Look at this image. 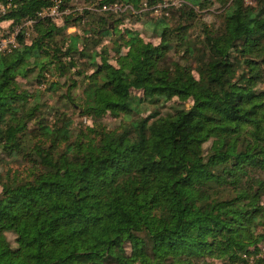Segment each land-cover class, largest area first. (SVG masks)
<instances>
[{
    "label": "trees",
    "instance_id": "1",
    "mask_svg": "<svg viewBox=\"0 0 264 264\" xmlns=\"http://www.w3.org/2000/svg\"><path fill=\"white\" fill-rule=\"evenodd\" d=\"M10 1L2 20L33 25L0 56V264H248L264 242V0H189L223 10L192 44L189 6L170 10L173 29L156 21L154 44L118 32L110 12L71 9L59 26L37 16L48 0ZM147 1L159 0L98 6ZM34 73L37 90L66 87L56 103L91 128L47 114L22 84ZM172 99L190 107L138 118L144 102ZM106 112L137 119L112 131Z\"/></svg>",
    "mask_w": 264,
    "mask_h": 264
},
{
    "label": "rangeland",
    "instance_id": "2",
    "mask_svg": "<svg viewBox=\"0 0 264 264\" xmlns=\"http://www.w3.org/2000/svg\"><path fill=\"white\" fill-rule=\"evenodd\" d=\"M243 5L245 7H250V8H255L259 2V0H241ZM98 2L100 1H95L92 4H86V2L84 0H73L72 2H70V9H68L69 13L72 10L76 9L77 11H92V12H96V13H109V12H102L99 9L98 6ZM182 6H189L192 7L191 3L189 2V0H182ZM148 4V2H146ZM128 5V4H125ZM97 6V7H96ZM154 7L159 9L160 4L157 5H153ZM151 8V6L149 7V9ZM194 8V7H192ZM160 11V10H159ZM158 11V12H159ZM169 11V10H167ZM166 11V12H167ZM194 11L196 12V14L198 15V18L194 19V22L191 23V27L188 28V34L190 35L188 43L192 44V42L195 41V43L199 42L200 38H201V28L202 29H210V30H215L219 27L220 22H221V17H219L221 15V13L223 12L222 8L220 7V5L218 3L213 4L212 6H208L207 8L201 9V8H194ZM164 10L161 11L160 13L157 14H153L150 13L149 11L146 12H142L141 11V4L140 6L135 9L133 6H129L126 9L120 8V11L113 13L116 15V20H118L119 24L116 27V30L120 33H123L124 30H131L132 32L138 34L144 41H150L154 44H159L162 39L158 36H154V33L156 35L159 34L160 31H162V25L158 21L159 19H163L164 21H166V24H168L169 28L173 29L175 28L177 25L176 23H174V21L170 20L167 21L168 16H170V11L165 14H163ZM63 18H61V20H58V22H56V25L61 26ZM79 29H81V27H79ZM78 30V29H77ZM31 31V28L28 29V32ZM76 32L75 28H69L67 29V33L68 34H72ZM167 41L169 43L173 42L172 36L169 35L167 37ZM102 46H107L108 48L111 46V42H110V38L106 37L102 40ZM180 53L175 54V56H173V52L170 53L171 56H173L175 59H177L178 56L181 55V51H179ZM112 58H114V56L112 55ZM189 64L192 65L193 70L192 73L194 74V76L196 75V70L194 68V64L189 61ZM35 76L34 74H31L29 77V82L31 83H22L24 86L27 87V90H29V92L38 95L40 100L43 102V104H45V107L43 108L44 111L48 114L51 113L50 108H59L60 110H66L68 112L69 115L72 116V119L74 121L75 124H81L83 126V131L85 132L86 130H89L92 126V122L95 121L94 118H88L86 120V117H79L78 114L75 112V110L68 108L67 106H63V104H61V102H57V96L61 95L67 88L63 87L60 88L59 91H57L56 93H54L53 91H46V89H36V85L34 83H32V77ZM72 78L76 79L77 82L79 83V85L81 86L84 82V79L82 77H74L72 76ZM64 79H61V82H63ZM85 83V82H84ZM81 91V87H79L77 89V93H80ZM180 100H176V99H172L169 102H163V101H159V104H152L150 102L146 103L144 102V104H141L139 107V117H144L149 115L151 112H153L154 110L158 109L162 114L167 112V111H172L173 108H176L177 106H179V104H185L186 108L190 107V104L187 102L185 103H180ZM174 102V103H173ZM163 103L165 104L163 107L159 108L158 106L163 105ZM55 106V107H54ZM48 108V109H45ZM133 120H136L137 117L132 116ZM131 120H127L124 118V116H122L121 114H112L109 112L104 113L100 118L99 121H101L102 125L104 128L112 130V131H121L124 128H128L129 127V121ZM259 220V224H258V229L257 232H261L264 227V220L263 219H258Z\"/></svg>",
    "mask_w": 264,
    "mask_h": 264
},
{
    "label": "built area",
    "instance_id": "3",
    "mask_svg": "<svg viewBox=\"0 0 264 264\" xmlns=\"http://www.w3.org/2000/svg\"><path fill=\"white\" fill-rule=\"evenodd\" d=\"M50 5L42 10L37 16L39 18H47L50 19L52 22L56 23L58 20L64 15H68L69 11L67 8L63 7V0H48ZM101 1V0H97ZM148 2V1H147ZM99 3V2H98ZM182 0H159L156 4H148L146 2H141V11L146 12L149 11L150 13L157 14L164 10L163 14L167 13L174 9V8H181ZM160 4L159 9L154 7L153 5ZM132 5H125V4H112V5H102L100 6V11L102 12H110L116 13L120 11V8L126 9ZM151 8L149 9V7ZM16 7L10 0H6L5 3L0 2V56L11 53L14 49L18 47L17 36L20 32H24L26 29L25 35L28 36L29 32L28 29L32 28L33 21H27L23 24L19 25H12V21L9 20H2L3 16L12 8ZM97 7V6H96ZM160 10V11H159ZM169 10V11H167ZM159 11V12H158ZM167 11V12H166ZM245 259L248 260V264H253L254 261L261 260L264 263V242H262L257 250L255 255H251L249 257L244 256Z\"/></svg>",
    "mask_w": 264,
    "mask_h": 264
}]
</instances>
